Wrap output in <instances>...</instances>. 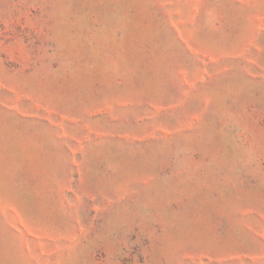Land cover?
Listing matches in <instances>:
<instances>
[{
  "label": "rangeland",
  "instance_id": "obj_1",
  "mask_svg": "<svg viewBox=\"0 0 264 264\" xmlns=\"http://www.w3.org/2000/svg\"><path fill=\"white\" fill-rule=\"evenodd\" d=\"M0 264H264V0H0Z\"/></svg>",
  "mask_w": 264,
  "mask_h": 264
}]
</instances>
